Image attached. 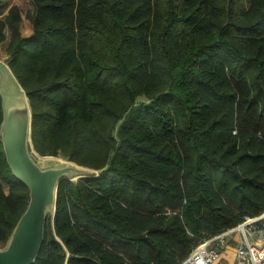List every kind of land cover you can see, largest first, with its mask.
Wrapping results in <instances>:
<instances>
[{
  "label": "trees",
  "instance_id": "trees-1",
  "mask_svg": "<svg viewBox=\"0 0 264 264\" xmlns=\"http://www.w3.org/2000/svg\"><path fill=\"white\" fill-rule=\"evenodd\" d=\"M30 2L0 45L34 150L98 171L61 182L34 264H180L264 211V0ZM28 203L0 141V249Z\"/></svg>",
  "mask_w": 264,
  "mask_h": 264
},
{
  "label": "water",
  "instance_id": "water-1",
  "mask_svg": "<svg viewBox=\"0 0 264 264\" xmlns=\"http://www.w3.org/2000/svg\"><path fill=\"white\" fill-rule=\"evenodd\" d=\"M0 69V94L3 119L0 141L14 176L29 189V203L5 248L0 249V264H34L45 241L48 216L54 221L58 189L63 180H75L83 166L43 167L33 157V113L29 98L10 68ZM78 174V175H77Z\"/></svg>",
  "mask_w": 264,
  "mask_h": 264
},
{
  "label": "built area",
  "instance_id": "built-area-1",
  "mask_svg": "<svg viewBox=\"0 0 264 264\" xmlns=\"http://www.w3.org/2000/svg\"><path fill=\"white\" fill-rule=\"evenodd\" d=\"M264 231V211L222 233L203 239L180 264H264V236L259 242H252L249 233ZM239 232L241 237L235 250L233 263L221 261L220 249L226 241Z\"/></svg>",
  "mask_w": 264,
  "mask_h": 264
},
{
  "label": "rangeland",
  "instance_id": "rangeland-1",
  "mask_svg": "<svg viewBox=\"0 0 264 264\" xmlns=\"http://www.w3.org/2000/svg\"><path fill=\"white\" fill-rule=\"evenodd\" d=\"M10 5H19L24 19V22L21 25V30L23 35H27V29L26 25H29L28 20L26 19V13L32 8L30 0H4V3L0 6V17L4 15L6 12V9ZM9 44V39L7 38L5 42H3L0 45V69L3 71L8 69V60H9V55L7 53V46ZM33 157L39 162V164L43 167H54V166H61V165H66L68 163H74L72 161L67 160L64 157H55V156H48L50 158H43L47 156H40L37 153L33 152ZM76 164V163H74ZM84 171L81 172V175L83 176H91V175H97L98 171H95L93 169L83 167ZM78 175V174H77ZM76 180V179H75ZM5 191L7 192V188H5Z\"/></svg>",
  "mask_w": 264,
  "mask_h": 264
},
{
  "label": "crops",
  "instance_id": "crops-1",
  "mask_svg": "<svg viewBox=\"0 0 264 264\" xmlns=\"http://www.w3.org/2000/svg\"><path fill=\"white\" fill-rule=\"evenodd\" d=\"M12 5L8 6L6 9V12L4 13V15L8 12V9L11 7ZM24 17L22 19V23L24 22ZM27 19V18H26ZM28 20V19H27ZM29 25H26V29H27V35H22L24 37H29L32 35L33 33V29H32V25L31 22L28 20ZM22 25V24H21ZM22 32V30H21ZM264 236V231H258V232H254V233H249V237L251 239L252 242H259L262 240ZM241 237V234L239 232H235L234 235L232 237H230L225 245L220 249L221 251V261H227L229 263H233L235 260V250L239 244V239ZM216 264H220V263H216Z\"/></svg>",
  "mask_w": 264,
  "mask_h": 264
},
{
  "label": "bare ground",
  "instance_id": "bare-ground-1",
  "mask_svg": "<svg viewBox=\"0 0 264 264\" xmlns=\"http://www.w3.org/2000/svg\"><path fill=\"white\" fill-rule=\"evenodd\" d=\"M48 157V156H47Z\"/></svg>",
  "mask_w": 264,
  "mask_h": 264
}]
</instances>
